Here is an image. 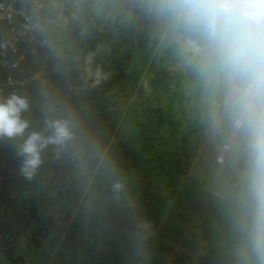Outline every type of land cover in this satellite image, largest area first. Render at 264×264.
Listing matches in <instances>:
<instances>
[{"label":"trees","instance_id":"obj_1","mask_svg":"<svg viewBox=\"0 0 264 264\" xmlns=\"http://www.w3.org/2000/svg\"><path fill=\"white\" fill-rule=\"evenodd\" d=\"M40 1V10L30 0L26 5L49 41L48 58H30L17 73L22 80L40 73V79L2 94L27 98L22 116L28 132L63 119L73 139L45 149L31 179L21 174L16 156L22 141L0 139V264H33L30 252L40 250L58 264H137L129 253L134 231L146 247L143 264H168L173 247L157 239L156 230L171 231L182 248L195 247L187 239L192 228L176 221L170 205L180 188L190 201L205 184L202 171L210 159L199 149L232 80L205 76L186 58L187 67H175L183 65L174 60L178 43L167 44L170 30L141 0ZM6 31L1 25L0 37ZM157 59L143 94L141 81ZM239 179L227 203L220 200L224 204L205 217L216 223L202 252L183 249L174 264H240L234 223ZM92 193L107 200L104 208L76 211L81 197Z\"/></svg>","mask_w":264,"mask_h":264},{"label":"clouds","instance_id":"obj_2","mask_svg":"<svg viewBox=\"0 0 264 264\" xmlns=\"http://www.w3.org/2000/svg\"><path fill=\"white\" fill-rule=\"evenodd\" d=\"M141 7L176 37L188 62L205 76L243 82L242 102L233 119L243 168L235 195L234 223L239 232L240 264H264V0H141ZM26 97L12 94L0 100V139L16 145L20 172L31 179L50 145L73 139L69 122L45 121L41 131L28 132L22 114ZM117 189L121 188L118 183ZM146 247L134 231L129 253L143 264Z\"/></svg>","mask_w":264,"mask_h":264},{"label":"rangeland","instance_id":"obj_3","mask_svg":"<svg viewBox=\"0 0 264 264\" xmlns=\"http://www.w3.org/2000/svg\"><path fill=\"white\" fill-rule=\"evenodd\" d=\"M167 39H169L167 44H170V42H177L176 37L171 31ZM185 58L186 57L181 53L180 56L175 57L174 55L175 61L181 62L182 60L183 62V65H176L175 67H187L188 62L184 60ZM160 63L161 62L157 59L141 81L142 89L144 90L143 94L148 93L150 90L149 79L152 74L157 71ZM167 63L171 65L169 61H167ZM172 67L174 68V66ZM242 87V81H231L229 88H227L228 91H226L224 96L221 108L215 118L213 131L199 149V154L210 159V161H208V166H204V170L202 171V173H205V184L189 194L192 200H190L191 202L184 197L182 189L180 188L176 200L170 205L171 211L169 213L177 217L176 221H179L183 226L192 228L193 232L187 236V239L194 243L195 247L183 246L182 248V246L176 242L177 236L171 231L163 228H158L156 230V238L166 241L173 247V251H171L168 258V264H174L177 256L181 252H184L183 249H186V251H188L186 253L191 255H199L202 252V246L206 244L205 240L209 237L211 225L216 223L215 219L210 222L208 220L211 218L205 219V217H211L209 215L211 210L217 207L220 208L221 205L227 203L229 195L232 194L235 180L240 178L241 169L243 167V155L239 147V137L234 133L233 119L243 99L240 93ZM225 118L228 119L225 121ZM132 178L139 181V174L137 171L133 172ZM56 191L57 189L53 190V192ZM220 200L224 201V203ZM66 201L65 199L63 202L66 203ZM106 202V199L96 195V193H92L88 197L83 195L77 204L76 211L80 209H97L99 211L104 208ZM203 203H208L210 205L201 208L200 205ZM179 204L187 205L193 210L181 208ZM195 206H197L196 209ZM209 207L210 210H207ZM174 212L182 213L185 218L182 219L178 217ZM202 216H204V219L201 218ZM29 261H32L33 264H58L54 256L48 258L41 250L36 253L31 251Z\"/></svg>","mask_w":264,"mask_h":264},{"label":"built area","instance_id":"obj_4","mask_svg":"<svg viewBox=\"0 0 264 264\" xmlns=\"http://www.w3.org/2000/svg\"><path fill=\"white\" fill-rule=\"evenodd\" d=\"M28 0H0V26L7 31L0 37V100L4 88H15L40 79V73L22 80L17 73L30 58H48L44 52L49 41L42 37L34 15L26 5ZM33 8L43 9L40 0H30Z\"/></svg>","mask_w":264,"mask_h":264},{"label":"bare ground","instance_id":"obj_5","mask_svg":"<svg viewBox=\"0 0 264 264\" xmlns=\"http://www.w3.org/2000/svg\"><path fill=\"white\" fill-rule=\"evenodd\" d=\"M225 159V158H224Z\"/></svg>","mask_w":264,"mask_h":264}]
</instances>
